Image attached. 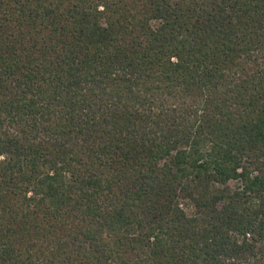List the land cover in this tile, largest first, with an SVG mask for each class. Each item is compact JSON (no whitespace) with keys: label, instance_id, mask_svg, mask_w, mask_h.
Returning <instances> with one entry per match:
<instances>
[{"label":"trees","instance_id":"16d2710c","mask_svg":"<svg viewBox=\"0 0 264 264\" xmlns=\"http://www.w3.org/2000/svg\"><path fill=\"white\" fill-rule=\"evenodd\" d=\"M0 264H264V0H0Z\"/></svg>","mask_w":264,"mask_h":264},{"label":"rangeland","instance_id":"374dc122","mask_svg":"<svg viewBox=\"0 0 264 264\" xmlns=\"http://www.w3.org/2000/svg\"><path fill=\"white\" fill-rule=\"evenodd\" d=\"M237 184L236 183H232V186L235 187Z\"/></svg>","mask_w":264,"mask_h":264}]
</instances>
